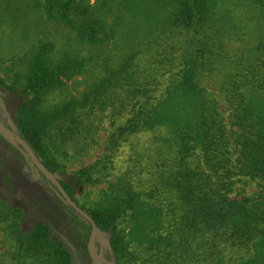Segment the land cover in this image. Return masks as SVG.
Returning a JSON list of instances; mask_svg holds the SVG:
<instances>
[{
  "label": "rangeland",
  "instance_id": "obj_1",
  "mask_svg": "<svg viewBox=\"0 0 264 264\" xmlns=\"http://www.w3.org/2000/svg\"><path fill=\"white\" fill-rule=\"evenodd\" d=\"M253 1L213 0V12L220 19L215 29L219 26L223 31L216 45L231 58L262 60L255 49L264 34V16ZM78 10H87L89 16L97 19L99 36L104 35L100 41L82 40L77 30L80 24L72 27L62 20L67 12L71 17L81 18L82 23L85 18L76 15ZM176 14V0H0V126L21 138L17 121L26 104L28 110H34L29 111L27 119L41 121L47 114L56 116L45 129L43 140L52 169L48 172L58 182L72 184L79 171L101 162L104 152L115 141L112 135L131 117L136 102L132 89L145 87L150 97L161 99L181 71L183 58L190 49L191 32L173 25ZM47 42L54 45L55 60L61 68L74 69L63 71L39 94L27 96L23 90L31 54ZM132 55L136 57L127 68L128 75L133 77L132 84H115L114 80L120 76L111 74L121 70ZM77 62L83 65L76 67ZM223 82L224 76L207 70L199 84L218 103L231 148L235 149L237 128L232 126ZM40 98L42 102L37 106L31 104ZM9 134L0 130V195L22 210L24 231L44 224L53 239L70 250L74 264H103L89 254L90 236L86 239L85 224L62 204L58 189H53L51 180ZM171 137L169 128H164L119 141L109 176L75 188V205L84 212L90 211L126 178L143 195L157 189L155 203L168 197L180 206L173 190H166L159 183L161 175L166 173L167 181L173 176L170 171L176 170ZM31 152L38 162L44 163L32 149ZM190 163L195 166L198 160ZM247 181L238 182L232 199L255 196L264 188L260 182ZM110 239V233H97L92 251L116 264ZM11 245L9 234L0 226V264H13Z\"/></svg>",
  "mask_w": 264,
  "mask_h": 264
},
{
  "label": "trees",
  "instance_id": "obj_2",
  "mask_svg": "<svg viewBox=\"0 0 264 264\" xmlns=\"http://www.w3.org/2000/svg\"><path fill=\"white\" fill-rule=\"evenodd\" d=\"M176 1L178 14L173 25L191 32L190 49L183 58L181 71L161 99L150 97L145 87L132 89L136 102L131 117L112 135L115 141L104 152L101 162L79 171L72 184L61 181L59 184L77 204L75 188L109 176L119 141L133 134L169 128L176 170L170 171L173 176L167 181L166 173L161 175L159 183L166 190H173L180 206L168 197L155 203L157 189L143 195L124 178L111 188L112 193L101 204L86 212L98 234L110 233L116 264H264V188L252 197L231 198L242 179L260 182L264 187V34L255 49L262 60L231 58L216 45L223 31L219 26L215 29L220 19L213 12V0ZM253 3L264 16V0ZM76 13L85 18L82 23L81 18L71 17L67 12L62 20L72 27L80 24L77 30L82 40L100 41L104 35L99 36L97 19L89 16L87 10ZM135 57L132 55L121 70L111 74L120 76L114 80L115 84H132L133 77L128 75L127 68ZM82 65L83 62L76 67ZM27 69L23 93L29 96L33 92L39 94L63 71L74 68L62 69L55 60L54 45L47 42L32 52ZM207 70L224 76L223 92L232 126L237 128L235 149L231 148L218 103L200 87ZM40 101L41 98L31 104L37 106ZM29 111L34 110H28V104L19 111L17 123L21 138L17 137L52 171L43 140L45 129L57 117L47 114L41 121L27 119ZM194 159L198 163L192 166L190 161ZM58 196L85 224L88 239L91 224L72 210L60 193ZM22 223V210L0 195V226L9 234L13 264H74L70 250L60 240L53 239L46 225L40 223L26 232Z\"/></svg>",
  "mask_w": 264,
  "mask_h": 264
},
{
  "label": "water",
  "instance_id": "obj_3",
  "mask_svg": "<svg viewBox=\"0 0 264 264\" xmlns=\"http://www.w3.org/2000/svg\"><path fill=\"white\" fill-rule=\"evenodd\" d=\"M0 130H2L4 133L9 134L6 130H4L1 126H0ZM12 138H15L16 140H18V142L22 145V147L31 155L30 157L32 158L35 166L37 168H39L47 177H49L53 183L55 184L56 188L58 189L59 193L61 194L64 202L72 209L74 210L77 214L81 215L88 223L91 224L92 229H91V234H90V239H89V245H88V250H89V254L92 256V258L96 261L102 262L103 264H111L109 262H107L106 260L100 258L99 256H97L96 254H94V252L92 251V245L94 242V238L95 235L98 233V230L96 228L95 223L92 221V219L90 218V216L84 212L83 210H81L78 206H76L71 200L70 198L67 196V194L64 192V190L62 189V187L60 186L59 182L50 174V172H48V170L40 163L38 162L33 156H32V152L31 149L29 148V146L20 138L13 136V134H9Z\"/></svg>",
  "mask_w": 264,
  "mask_h": 264
}]
</instances>
